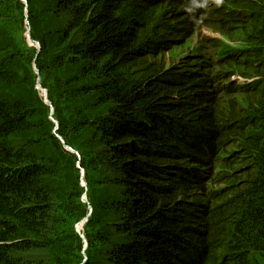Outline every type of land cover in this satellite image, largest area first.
I'll use <instances>...</instances> for the list:
<instances>
[{"label":"trees","instance_id":"1","mask_svg":"<svg viewBox=\"0 0 264 264\" xmlns=\"http://www.w3.org/2000/svg\"><path fill=\"white\" fill-rule=\"evenodd\" d=\"M22 1L31 37L55 69L48 91L58 128L36 96L12 101L0 92V264H76L70 225L87 208L88 225L100 227L93 254L77 255V264H264V132L249 141L257 159L244 197L216 203L197 165L214 151L224 113L210 81L160 62L170 43L157 20L168 1ZM251 6L264 21V3ZM239 15L219 7L205 22L226 32ZM188 25L174 33L188 40ZM257 28L261 46L245 56L261 72L264 23ZM260 97L254 113L264 120Z\"/></svg>","mask_w":264,"mask_h":264},{"label":"rangeland","instance_id":"2","mask_svg":"<svg viewBox=\"0 0 264 264\" xmlns=\"http://www.w3.org/2000/svg\"><path fill=\"white\" fill-rule=\"evenodd\" d=\"M167 1L168 3L160 8L157 26L158 32L170 44L165 47L160 62L164 63L166 68L189 71L207 82L210 81V91L216 94L219 101L217 107L224 113L222 121L215 124L219 126L213 131L217 133L214 151L205 154L204 167L197 165L198 178L216 194L214 198H219L216 203H222L238 193L244 197L245 180L255 175V171L249 166L250 161L257 159V155L249 149V141L264 132V120L258 118L262 115L254 113V110L262 108L258 102H262L260 96L264 95V68L261 72H256L259 62L256 58L245 55L256 52L257 46H261L259 40L253 36L256 28L264 23L263 19L259 20L263 14H260V17L255 16L256 10L252 9L251 0H188L186 6L180 9L175 3L183 0ZM254 1L264 3V0ZM20 2L22 7L13 0H0V67L4 66L7 71V75L0 78V92L12 101L20 97L36 96L48 108V117L55 133L58 123L54 119V108L48 91V87L54 83L55 69L46 59H42L44 56L40 55L41 47L31 37L27 4L22 0ZM219 7L235 14L240 13L237 25L226 32L220 31L214 21L210 24L205 22L206 16ZM192 8L196 14H192ZM176 17L179 20H174ZM182 20L190 22L188 40H185L183 33L181 36V32L179 36L174 33L177 24ZM206 30L208 33L204 36ZM185 32H188V29ZM196 37H199V45L196 43ZM229 108H234L233 114L239 118H232ZM61 143L65 152L78 156L63 140ZM77 166L80 168L79 163ZM80 174V184L83 188L80 201L88 204L90 199L88 200L82 170ZM90 215V208H87L80 220L71 222L69 233L71 232L80 244L75 247L69 242L73 244L72 263L79 262L77 255L84 258L85 262L89 253L93 254V249L88 248V243L100 226L88 225Z\"/></svg>","mask_w":264,"mask_h":264},{"label":"bare ground","instance_id":"3","mask_svg":"<svg viewBox=\"0 0 264 264\" xmlns=\"http://www.w3.org/2000/svg\"><path fill=\"white\" fill-rule=\"evenodd\" d=\"M203 32H205V31H203ZM207 33H208V30H206V32L204 33V36H205ZM198 38H199V37H196V39H195V40H196V43L199 45Z\"/></svg>","mask_w":264,"mask_h":264}]
</instances>
